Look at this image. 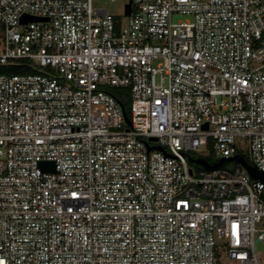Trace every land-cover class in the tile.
I'll return each instance as SVG.
<instances>
[{"label":"built area","instance_id":"built-area-1","mask_svg":"<svg viewBox=\"0 0 264 264\" xmlns=\"http://www.w3.org/2000/svg\"><path fill=\"white\" fill-rule=\"evenodd\" d=\"M14 66L36 72L0 74V264H264V183L189 161L264 172V0H0Z\"/></svg>","mask_w":264,"mask_h":264},{"label":"water","instance_id":"water-1","mask_svg":"<svg viewBox=\"0 0 264 264\" xmlns=\"http://www.w3.org/2000/svg\"><path fill=\"white\" fill-rule=\"evenodd\" d=\"M130 7L131 6L129 5L128 9H127V14L128 15L130 14ZM28 21H41V19L40 18H34V17H24L23 20H22V23H27ZM122 108H123L125 120L130 125L131 122H130V120L128 118V114H127L124 106H122ZM159 149H161V148H159ZM189 161H190L191 164L200 165L204 169L210 170V171L214 170V169H216L218 167L223 166L225 162L236 161V162H239V163L244 165V167L248 170L249 174L251 175V177L254 180L261 181V182L264 183V172H261L255 166H252V165L248 164L247 161L244 158L240 157V156H235V157H230V158H223L219 162L214 163V164H211L210 162H208L204 158L189 157ZM42 166L45 169H48L49 171H52V172L55 171L54 164H52V163L51 164L44 163V164H42Z\"/></svg>","mask_w":264,"mask_h":264},{"label":"rangeland","instance_id":"rangeland-1","mask_svg":"<svg viewBox=\"0 0 264 264\" xmlns=\"http://www.w3.org/2000/svg\"><path fill=\"white\" fill-rule=\"evenodd\" d=\"M128 2H129V0H115V1H112V0H94V5L96 7H101V8L106 9L112 15L123 16L124 6ZM0 74H5V73H0ZM202 154L205 155V158L211 159L212 162H214L216 159L215 155L212 152L204 151ZM191 166L193 167L195 172H197L200 169L199 165L191 164ZM230 166H231L230 164L225 165V167H227V168H229ZM258 249L264 256V246L259 244Z\"/></svg>","mask_w":264,"mask_h":264},{"label":"trees","instance_id":"trees-1","mask_svg":"<svg viewBox=\"0 0 264 264\" xmlns=\"http://www.w3.org/2000/svg\"><path fill=\"white\" fill-rule=\"evenodd\" d=\"M36 72V70H31L29 68H25L23 66H14V67H0V73H8V74H26V73H33ZM113 94L117 97V99L120 101V103L124 106L127 114L130 116V96L127 89H114L112 90ZM193 156H195L193 154ZM208 162L211 164H214L211 159L205 158ZM199 170H202L203 167L200 166Z\"/></svg>","mask_w":264,"mask_h":264}]
</instances>
